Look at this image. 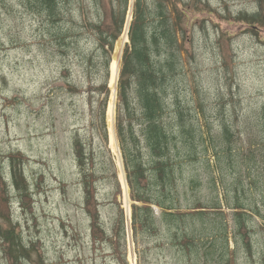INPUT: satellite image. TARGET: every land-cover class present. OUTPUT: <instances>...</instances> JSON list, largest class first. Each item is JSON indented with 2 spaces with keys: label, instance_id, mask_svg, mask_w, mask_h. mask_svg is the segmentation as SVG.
<instances>
[{
  "label": "trees",
  "instance_id": "16d2710c",
  "mask_svg": "<svg viewBox=\"0 0 264 264\" xmlns=\"http://www.w3.org/2000/svg\"><path fill=\"white\" fill-rule=\"evenodd\" d=\"M191 1H134L129 43L122 52L116 86L114 125L133 201L132 232L133 235L141 231L146 236L161 237L163 227L168 243L175 246L181 256L186 254L189 258L193 252L203 253L210 257L212 264H236L234 249L240 245L242 254L249 251V264H264V163L259 162L264 160V151L257 155L259 143L247 132L251 128L247 122H240L236 128V122L228 119L236 114L234 110L241 100L230 97V103L220 100L218 105L209 106L204 79L208 71L196 54V44H200L202 50L204 42L208 48L211 42L205 40L204 24H200L199 30L195 29ZM33 3L50 24L48 33L53 46H57L61 55L67 54L82 37L80 34L71 37L62 30L61 0H34ZM208 3L207 11L214 15ZM258 3L259 9L226 13L222 19L228 25L244 27V31L257 35L264 26V7L261 0ZM126 6L127 0H113L111 8L120 10L117 17L110 16L108 23L102 20L89 23L95 39L92 48L82 53V62L95 80H91L89 90L103 95L97 121L102 124L104 138L107 136L104 119L109 65L115 41L122 33ZM195 11L198 14L197 6ZM115 50L114 54L117 45ZM116 63L117 58H114L111 75ZM237 86L227 83L228 91ZM238 96L241 97L239 93ZM215 114L216 118L211 120ZM260 121L264 144V112ZM75 154L95 243L105 237L100 228L95 195V181L105 168L100 170L101 174L85 168L87 162L94 167L96 158L93 153H85L79 142ZM7 159L9 179L0 165V217L4 219L10 218L12 190L20 198L23 209L30 212L33 208L30 183L24 171L28 157L18 150L8 154ZM109 160L118 189L114 162L111 157ZM204 187L208 189L205 198L199 195ZM153 207L159 210L158 215ZM119 210L123 236V211ZM196 221L203 225L209 222L210 228L204 232L194 227ZM229 235L234 239L233 247L229 245ZM1 240L9 264H21L24 246L19 232L13 226L4 229ZM252 243L256 244L252 246Z\"/></svg>",
  "mask_w": 264,
  "mask_h": 264
},
{
  "label": "rangeland",
  "instance_id": "374dc122",
  "mask_svg": "<svg viewBox=\"0 0 264 264\" xmlns=\"http://www.w3.org/2000/svg\"><path fill=\"white\" fill-rule=\"evenodd\" d=\"M33 1L0 0V165L9 179L8 154L18 150L26 154L24 171L33 200V208L28 212L21 207L16 192L11 191L10 218L0 217V264H9L1 232L12 226L19 232L24 246L21 264H212L210 257L203 253L193 252L189 258L186 254L182 257L178 249L168 243L163 227L161 237L146 236L141 231L133 235L132 232L133 201L114 125L116 86L122 52L129 43L135 0H127L122 33L111 55L104 119L106 138L102 124L97 121L103 95L89 90L95 80L82 62V53L92 48L95 39L89 23L98 20L108 23L110 16L117 17L120 10L111 8L113 0H61L62 30L71 37L76 38L77 34L82 37L69 48V53L61 55L48 33L50 24L37 12ZM207 1L214 15L208 13ZM190 5L195 15V29L199 30L200 24H204L205 40L211 42L210 48L204 42L202 50L200 44H196V54L208 71L204 79L209 106L218 105L220 100L230 103V97L241 100L234 110L236 114L228 119L236 122V128L240 122H247L251 127L247 132L259 143L257 155H260L264 151L260 123L264 112V26L255 35L244 31V27L228 25L222 19L226 13L259 9L258 0H192ZM261 5L264 7V0ZM197 17L203 20L200 22ZM116 45L118 53L114 54ZM114 58L117 63L112 76L110 67ZM229 82L238 86L228 91ZM222 93L227 94L219 95ZM109 118H112L113 132ZM77 142L82 144L85 153H93L96 158L94 167L87 162L85 168L94 169L97 174L105 168L95 181L100 228L105 237L95 243L76 160ZM106 149L114 162L118 189ZM259 162L263 164L264 160ZM199 195L207 197L208 189L202 188ZM120 208L123 236L118 216ZM153 209L158 215L159 210ZM210 225L196 221L194 227L206 232ZM228 241L233 247L234 239L230 235ZM239 248L240 245L234 249L236 264H249V251L244 255Z\"/></svg>",
  "mask_w": 264,
  "mask_h": 264
},
{
  "label": "bare ground",
  "instance_id": "6f19581e",
  "mask_svg": "<svg viewBox=\"0 0 264 264\" xmlns=\"http://www.w3.org/2000/svg\"><path fill=\"white\" fill-rule=\"evenodd\" d=\"M126 39V38H125ZM126 41V40H125ZM112 58H113V56H112ZM113 61V60H112ZM112 63V62H111ZM118 66H119V62H118ZM114 72V71H113ZM113 76V75H112ZM112 105H113V103H111V108H112ZM109 120V125H110V130L113 132V128H112V118H109L108 119ZM110 131V132H111ZM129 235V234H128ZM131 235V234H130Z\"/></svg>",
  "mask_w": 264,
  "mask_h": 264
}]
</instances>
